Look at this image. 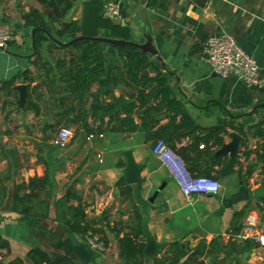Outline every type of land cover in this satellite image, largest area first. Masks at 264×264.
<instances>
[{
  "label": "crops",
  "instance_id": "crops-1",
  "mask_svg": "<svg viewBox=\"0 0 264 264\" xmlns=\"http://www.w3.org/2000/svg\"><path fill=\"white\" fill-rule=\"evenodd\" d=\"M85 1L74 0L62 21L81 20ZM116 1L121 4V18L130 28L133 40L143 42L145 35L152 38L171 88L198 130L223 126L222 144L229 142L228 132L240 136L232 156L227 152L218 154L221 146L197 153L190 137L177 141L175 148L186 156L196 173L210 171L217 175L221 169L215 162L217 157H221V164L225 159L236 158L237 164L232 172L217 177L221 183L217 193H194L188 202L178 183L153 154L154 141H147L143 131L105 132L93 134L90 139L79 132L66 148H53L40 130L34 136L26 134L32 142L30 146L9 141L4 124L0 129V236L8 242V249L0 248V264L16 258L24 264H34L28 255L34 248L66 255L76 264H123L113 233L106 231L107 245L98 252L89 247L85 236L70 232L57 218L60 212H56L54 201L68 188L81 198L86 218L95 220L101 229L123 224L140 213L141 221L146 218L158 241L166 244L184 238L191 246L203 242L211 251L209 256H201L208 260L207 264H263L264 247L231 235L229 223L237 211H242V225L247 213L258 216L259 202L264 200V90L247 88L231 74L219 77L204 61L201 44L210 34L229 33L264 76V0ZM31 9L39 10L45 19L51 13L38 0H0V21L12 33L7 48L0 50V83L31 67L33 27L22 25V16ZM119 92L117 87L115 93ZM23 148L30 154L23 156ZM126 150L131 151L135 162H144L138 185L140 204L133 197L131 184L130 193L125 195L115 186L122 176V152ZM36 177L46 179L38 205H17V210H13L14 186ZM239 181L247 188V199L227 203ZM157 189L158 194L149 201ZM68 204L75 206L77 201L73 199ZM26 210L27 213L22 212ZM97 215H101L103 226ZM153 258L148 256L143 264H154Z\"/></svg>",
  "mask_w": 264,
  "mask_h": 264
},
{
  "label": "trees",
  "instance_id": "trees-1",
  "mask_svg": "<svg viewBox=\"0 0 264 264\" xmlns=\"http://www.w3.org/2000/svg\"><path fill=\"white\" fill-rule=\"evenodd\" d=\"M38 1L46 4L51 13L45 19L39 10L31 9L22 16L23 26L35 28L33 58L29 60L31 67L0 83V96L3 97L0 100V111L11 106L5 116L15 112H30L38 117L44 113L46 117L42 119L41 133L45 138L51 137V132L65 125L72 126V138L77 137L79 132L97 135L105 132L129 134L143 131L147 141L162 139L182 158L192 175L217 178L233 171L237 164L236 158L225 159L221 164V157H217L215 162L221 166L217 175H212L210 171L196 173L187 163L186 156L175 148L177 141L190 137L193 140L191 146L197 153L210 152L212 147L221 146L225 128L216 126L198 130L183 102L175 96L160 61L154 55L133 46L113 45L91 39H82L65 46H59L51 40L50 36L67 42L82 35L135 41L128 26L116 25L103 15V4L107 0L85 1L79 21H62L74 0ZM54 23L58 26L55 27ZM20 77L27 85L24 110L8 98L17 97L13 86ZM117 87L120 89L119 94L115 93ZM200 142L203 143V149L199 148ZM237 172L241 175L240 170ZM45 180L36 177L27 183L15 185L12 209L17 210V205H38ZM115 186L121 195L130 193L131 187L124 184L122 176L115 182ZM73 199L77 201L75 206L68 204ZM54 205L56 212H60L57 218L62 219L72 233L83 237L88 232L98 233L105 246L106 231L113 233L118 241V255L123 264H143L148 257L143 252L145 243L140 213L130 221L119 223L120 226L106 230L101 229L95 220L86 218L81 198L71 188L56 199ZM22 212L27 213V210ZM241 215L242 211L233 213L229 223L231 235L239 232L242 226L239 222ZM0 248L8 249V242L1 236ZM210 252L203 242L191 246L189 241L182 238L166 243L153 260L154 264H203L199 258L209 256ZM28 255L34 264H76L66 255L47 253L39 248L31 249ZM8 264L24 263L16 258Z\"/></svg>",
  "mask_w": 264,
  "mask_h": 264
},
{
  "label": "built area",
  "instance_id": "built-area-1",
  "mask_svg": "<svg viewBox=\"0 0 264 264\" xmlns=\"http://www.w3.org/2000/svg\"><path fill=\"white\" fill-rule=\"evenodd\" d=\"M103 15L107 18H121V4L116 0H107L103 4ZM12 40V33L0 21V48H7ZM201 51L212 71L223 78L228 74L239 79L247 88L264 90V76L260 75L254 59L236 43L227 32L208 35L201 44ZM101 135V134H100ZM73 131L67 127H60L53 136L54 145L66 148ZM93 134L88 135V139ZM203 144L200 145V148ZM152 152L167 168L169 174L178 183L185 199L190 202L194 193L214 194L220 190V181L211 176L192 175L185 166L182 158L171 149L162 139H158L152 146ZM260 214L255 216L247 213L240 231L235 235L242 240H248L260 247H264V200L259 202ZM85 239L89 247L95 251H103L105 244L100 235L88 232ZM203 264L208 260L201 257Z\"/></svg>",
  "mask_w": 264,
  "mask_h": 264
},
{
  "label": "water",
  "instance_id": "water-1",
  "mask_svg": "<svg viewBox=\"0 0 264 264\" xmlns=\"http://www.w3.org/2000/svg\"><path fill=\"white\" fill-rule=\"evenodd\" d=\"M111 21L116 25L125 26L126 22L123 18H112ZM34 32L35 28L31 30V38H32V47L34 46ZM51 40L56 43L59 46H65L68 44H71L73 42L82 40V39H91L96 40L99 42H104L107 44H113V45H128L133 46L138 49H140L143 52L152 54L155 56V58L160 61V63L164 66L163 62L161 61L160 56L158 55V51L155 48V46L152 43V38L149 35H145V41L138 42V41H130V40H124V39H118V38H110V37H101V36H95V37H87L78 35L67 42H61L58 39L50 36ZM0 50H5L4 48H0ZM21 82L19 84H16L13 86V88L17 91L18 98L16 100V106L24 110L25 105L27 103V85L23 83V78L20 79ZM228 137L230 138L229 142L223 143L221 145V149L217 152L223 153L227 152L230 156L235 154L236 147L238 144V141L240 139V136L231 131L227 133ZM123 158H124V167L121 169V175L124 179V183L128 185H132L133 190V197L136 200L138 204L142 202V199L140 197L139 193V183L142 181V177L140 176L141 169L144 166V162H135L134 158L132 157V153L130 150H126L122 152ZM238 189L233 194L230 195V197L227 199V203H235L237 201L246 200L248 193L247 188L242 185V182H238ZM161 188V187H160ZM159 188V189H160ZM159 189H157L153 195L148 199L149 201H153L156 195L159 192ZM98 222L101 226H103L102 217L101 215H97ZM141 229L144 236V254L148 255L149 257H156L158 256L159 252L165 245V241L160 240L158 241L156 237L151 233L150 229L148 228L147 220L146 218H143L141 221Z\"/></svg>",
  "mask_w": 264,
  "mask_h": 264
},
{
  "label": "rangeland",
  "instance_id": "rangeland-1",
  "mask_svg": "<svg viewBox=\"0 0 264 264\" xmlns=\"http://www.w3.org/2000/svg\"><path fill=\"white\" fill-rule=\"evenodd\" d=\"M3 95H4V93H3ZM8 98L16 103L18 95H17V97L11 96V97H8ZM0 100L1 101L3 100L2 96H0ZM10 109H11V106H7L6 109H2V111H0V129L5 124L7 129H8V131H9V134L6 135V137H7V139L9 141L21 142V143H23V146L32 145V142H31L30 138L26 137V136H28L26 134L32 133V134H30V136L31 135L34 136L37 133L39 134L41 132L42 119H44L46 117V115H44V113L42 111V113H43L42 116H38V117L33 116V114L30 113V112L29 113L28 112L27 113L24 112L22 114L19 113V112H15L13 114L9 113L8 116H5L6 112L8 110H10ZM60 127H67V128H70V129L73 130L72 126H69V125L60 126ZM39 130H40V132H39ZM56 130L51 132V137H49L48 146H51L53 148H60V147L54 145L53 140H52V138H53L52 136H54L55 133H57V131H58V130L57 131ZM22 134H25V135H22ZM1 138L3 139L4 137H1ZM73 139L74 138H71L70 140L72 141ZM28 140L30 142L26 143V141H28ZM71 141H70V143H71ZM70 143H69V145H70ZM33 151H36V146L35 145H34V150ZM28 153L30 154V150L27 151L26 148H23L22 155L26 156V155H28ZM32 155L35 156V157L37 156L35 153L32 154ZM38 159H39V157H38ZM35 162H36V160H35ZM73 166H74V164H73Z\"/></svg>",
  "mask_w": 264,
  "mask_h": 264
}]
</instances>
